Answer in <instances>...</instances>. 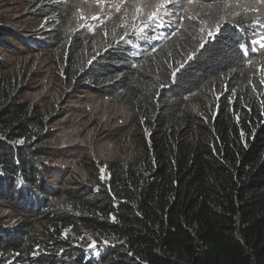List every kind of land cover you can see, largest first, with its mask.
Segmentation results:
<instances>
[{
    "label": "trees",
    "instance_id": "trees-1",
    "mask_svg": "<svg viewBox=\"0 0 264 264\" xmlns=\"http://www.w3.org/2000/svg\"><path fill=\"white\" fill-rule=\"evenodd\" d=\"M234 1L149 20L131 0L87 26L78 2L0 0V264H264V56ZM96 101L127 107L115 144L138 149L104 180L52 145Z\"/></svg>",
    "mask_w": 264,
    "mask_h": 264
},
{
    "label": "rangeland",
    "instance_id": "rangeland-1",
    "mask_svg": "<svg viewBox=\"0 0 264 264\" xmlns=\"http://www.w3.org/2000/svg\"><path fill=\"white\" fill-rule=\"evenodd\" d=\"M80 3L83 8L82 23L87 26H97L100 23L101 14L104 13H115L119 8L118 6L126 1L131 0H103V3H97V0H68ZM138 4H143V8L148 13L156 11L158 8L159 0H135ZM188 2V0H185ZM188 6L194 8L193 2L187 3ZM235 10L240 14H253L256 17L254 29L258 30V34L254 36V40H260L264 36V3L260 0H235ZM256 34V31H255ZM264 43V40H261ZM257 49V53L264 56V48L260 47V44L253 45ZM12 55L7 54V61H16ZM43 92V90H42ZM41 91H37L33 94V101H38V97L42 95ZM46 95V92H44ZM49 100L53 99V95L46 97ZM59 105V104H58ZM90 106V103L86 108ZM91 107L95 108L94 111L86 119H82L83 115L75 116L74 111L71 110L70 116L67 121V126H72L70 123H74L77 126L76 129L71 131L51 129V135L53 137L52 145L58 146L60 149L62 146H77V148L83 153V156L87 159L90 158L92 161H96L99 165L98 177L105 176L106 167L108 161L124 159L132 161L133 156L136 154V147L133 152L130 150L126 151L125 148L116 146L117 135H122L126 130L124 127L128 120V109L124 105H116L109 101H96L91 104ZM82 120V121H81ZM87 129V126H91ZM102 125L100 128L99 126ZM112 126L113 128H109ZM116 129L120 132L116 134ZM127 129V128H126ZM104 131V135H100ZM67 133V135H66ZM69 133V134H68ZM109 138L111 141H109ZM81 141V143H79ZM78 144V145H77ZM103 168L102 173L100 169ZM66 182V186L72 185V177L68 180L66 178L61 179V184Z\"/></svg>",
    "mask_w": 264,
    "mask_h": 264
},
{
    "label": "snow or ice",
    "instance_id": "snow-or-ice-1",
    "mask_svg": "<svg viewBox=\"0 0 264 264\" xmlns=\"http://www.w3.org/2000/svg\"><path fill=\"white\" fill-rule=\"evenodd\" d=\"M179 0H161V3L159 4L158 6V9L156 11H153L149 16H148V19L149 20H156L159 18L160 16V12H159V9H163L165 8L167 5H170V4H175V3H178ZM189 3L192 2V0H188ZM260 2L264 3V0H260ZM97 3H103V0H97ZM137 11H140V9H137ZM219 29H220V24L217 23L215 28H212L211 26L208 27V30L206 31V35L209 39H213L215 35H219ZM176 31L177 30H174L172 35H175L176 34ZM202 32H205V29H201ZM261 40H264V36H262L260 38V40H250V41H247L246 43H240L239 44V48L240 50L243 52V54L245 56L248 55L249 53V50H250V46L251 45H256V44H260V47L264 48V43H261ZM205 43V40H204V37L201 36L200 38V47L202 48L203 45ZM151 51H155V47L153 46L151 49ZM251 51L255 52L257 51L256 48L254 47H251ZM194 55L195 53H191L188 55L187 59L188 60H191L194 58ZM173 76H175V72L172 73ZM217 98L219 99V95L217 96ZM262 103H264V101H262ZM237 119H239V117H237ZM241 135L243 136V132L241 133ZM19 143H23V141H19ZM100 171L103 173L104 172V169L101 168ZM105 179V176H101V180H104ZM112 219L115 221L116 217L113 216ZM95 244V242L93 241V245Z\"/></svg>",
    "mask_w": 264,
    "mask_h": 264
}]
</instances>
